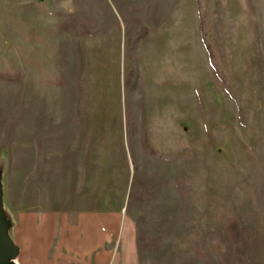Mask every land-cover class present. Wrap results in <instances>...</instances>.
Wrapping results in <instances>:
<instances>
[{
    "label": "rangeland",
    "instance_id": "374dc122",
    "mask_svg": "<svg viewBox=\"0 0 264 264\" xmlns=\"http://www.w3.org/2000/svg\"><path fill=\"white\" fill-rule=\"evenodd\" d=\"M195 2L213 14L207 50L232 112L217 103L220 122L207 103L201 142L174 134L154 156L141 127L159 105L144 81L134 92V62L165 11L186 35L179 0H0V205L18 255L21 217L94 214L132 223L138 264H221L216 244L230 264H264V0ZM117 58L116 91L97 60Z\"/></svg>",
    "mask_w": 264,
    "mask_h": 264
},
{
    "label": "crops",
    "instance_id": "0c3cea01",
    "mask_svg": "<svg viewBox=\"0 0 264 264\" xmlns=\"http://www.w3.org/2000/svg\"><path fill=\"white\" fill-rule=\"evenodd\" d=\"M178 6L182 8L181 12L185 10L187 14L186 35L182 34L180 28L174 27V20L171 23L167 17L168 11H165L159 15L162 18L158 19L154 28L150 29V38L138 47L139 58L134 62L138 73L134 92L141 88L144 81L150 89L146 102L159 105L156 111L147 108L153 117L151 120L146 118L141 127L147 129L150 144H174L175 135H186L185 140L190 143L201 142L200 129L206 127L204 113L207 103L211 105L215 117L214 106L217 103L224 99L225 104L230 105L226 101V93L218 87L214 65L201 33L198 5L195 0H179ZM207 15V39H213V14L210 12ZM117 34L111 33L114 37L111 38L114 41L112 46L116 50L120 48ZM97 61L103 64L102 78L117 81L113 87L117 91L118 80L122 77L120 61L118 58L115 61ZM197 69L203 72L201 84L197 81L192 83V80H198ZM170 107L173 109L169 111ZM216 119L221 122L218 116ZM214 126L218 127L217 124ZM183 127L189 131L184 133L181 130ZM140 142L143 143L141 139ZM38 220L34 217H21L18 221V229L23 231V235L20 238L18 234L16 242L21 247L23 245V248H20L17 264H138L134 230L127 219H123L120 224L117 215L83 214L74 223L67 220L60 223L45 217ZM119 226L120 258L116 260L112 258L111 245L115 239L114 232ZM17 238L21 241H17Z\"/></svg>",
    "mask_w": 264,
    "mask_h": 264
},
{
    "label": "trees",
    "instance_id": "16d2710c",
    "mask_svg": "<svg viewBox=\"0 0 264 264\" xmlns=\"http://www.w3.org/2000/svg\"><path fill=\"white\" fill-rule=\"evenodd\" d=\"M199 14H200V25H201L202 37L204 39V43H205L206 47L208 48V43H207V40H206L207 23H208L207 15H206V12L205 11H201V9L199 11ZM144 34H145V32H144ZM144 34L139 33L138 34V38L140 39V38L143 37V39H144L145 38ZM76 49H79V52H80V53L78 52L79 53V55H78L79 56V65H80L79 66V68H80L79 71H80V76H83L84 75L83 72H84V68H85V57L83 56V52L80 51V47H79V45L77 43H76ZM214 73L216 74V77L221 82V84L226 85L225 84L226 80L224 78H222V76L220 75V71H218L215 67H214ZM225 90L230 95H232V93L229 90V88L225 87ZM231 97H233V96H231ZM83 99H84V95H83V91H82L81 92V96H80V102H82ZM80 105H81V103H80ZM143 142H144V147H145L146 151L149 154H152V155L156 156V154L152 151V149H151V147H150V145L148 143V140H144ZM228 227H229V230H231V229L237 228V225H236L235 222H232V223L229 224ZM216 253L218 255V258H219L221 264H230L229 260H228L227 253L222 249L221 245H219V244H216Z\"/></svg>",
    "mask_w": 264,
    "mask_h": 264
},
{
    "label": "water",
    "instance_id": "95a60500",
    "mask_svg": "<svg viewBox=\"0 0 264 264\" xmlns=\"http://www.w3.org/2000/svg\"><path fill=\"white\" fill-rule=\"evenodd\" d=\"M2 208L0 205V264H11L18 255V247L13 243L2 221Z\"/></svg>",
    "mask_w": 264,
    "mask_h": 264
}]
</instances>
